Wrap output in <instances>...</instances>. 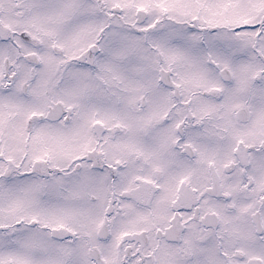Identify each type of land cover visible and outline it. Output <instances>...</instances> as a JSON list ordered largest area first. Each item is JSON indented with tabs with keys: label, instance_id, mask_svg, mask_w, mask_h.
<instances>
[{
	"label": "snow or ice",
	"instance_id": "1",
	"mask_svg": "<svg viewBox=\"0 0 264 264\" xmlns=\"http://www.w3.org/2000/svg\"><path fill=\"white\" fill-rule=\"evenodd\" d=\"M0 264H264V0H0Z\"/></svg>",
	"mask_w": 264,
	"mask_h": 264
}]
</instances>
